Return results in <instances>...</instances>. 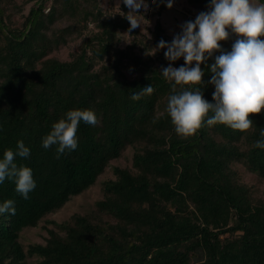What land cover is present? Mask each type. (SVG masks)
<instances>
[{
	"label": "trees",
	"instance_id": "16d2710c",
	"mask_svg": "<svg viewBox=\"0 0 264 264\" xmlns=\"http://www.w3.org/2000/svg\"><path fill=\"white\" fill-rule=\"evenodd\" d=\"M148 1L160 14L168 8V0ZM188 2L194 22L211 0ZM128 12L101 0H0V159L23 141L30 155L15 162L36 182L27 200L14 180L0 183V205L11 199L16 208L0 214V264H264V194L241 171L264 179V149L254 147L264 139V111L244 132L205 120L194 136L177 135L167 112L174 82L162 69L184 59L169 61L167 48H158L174 38L160 19L150 36L139 27L129 33ZM236 38L222 41V50ZM77 40L70 59L53 54ZM220 54L201 65V85L176 92L199 88L214 103L210 68ZM150 85L151 95L131 99ZM74 109L94 111L98 123L81 121L77 148L57 159V146L44 149L42 140ZM128 151L131 163L113 164ZM107 171L91 211L49 218ZM42 221L45 242L25 245L24 230Z\"/></svg>",
	"mask_w": 264,
	"mask_h": 264
},
{
	"label": "clouds",
	"instance_id": "9594fccd",
	"mask_svg": "<svg viewBox=\"0 0 264 264\" xmlns=\"http://www.w3.org/2000/svg\"><path fill=\"white\" fill-rule=\"evenodd\" d=\"M123 3L129 9L125 18L130 23V33L142 24L139 10L147 11L149 6L145 0H123ZM166 6L171 8L172 0H168ZM208 7L209 11L199 13L194 22L182 25V33L170 44L163 40L158 44L159 49L167 48L164 53L167 60L184 59V65L179 68L169 64L162 69L163 77L174 82V94L169 96L167 112L175 132L184 138L194 136L205 120L208 126L224 124L233 130L247 131L253 125L250 117L264 111V4L256 0H211ZM232 34L237 38L231 51H223L221 42L227 41ZM216 52L221 54L215 57L210 68L213 73L210 83L215 86L214 103L204 99L199 88L176 92L177 85H201L204 76L201 65ZM153 92L150 85L132 92L131 99L137 101ZM81 121L93 126L98 123L92 110H69L52 125L42 140V147L49 149L56 145L57 159L66 150L74 151L78 146L77 129ZM261 136L264 137V130ZM254 147L264 149V139L256 141ZM29 155L30 149L23 141H18L16 151L5 150L0 159V183L6 178L14 180L15 191L25 200L29 199L36 182L32 169L18 166L15 160ZM15 213L14 200L8 199L0 205V214Z\"/></svg>",
	"mask_w": 264,
	"mask_h": 264
},
{
	"label": "rangeland",
	"instance_id": "374dc122",
	"mask_svg": "<svg viewBox=\"0 0 264 264\" xmlns=\"http://www.w3.org/2000/svg\"><path fill=\"white\" fill-rule=\"evenodd\" d=\"M18 1L21 2V0ZM101 2L105 6L121 9L123 0H101ZM145 2L149 7L147 11H145L143 8L139 10V14L143 16V18H139L142 23L139 28L148 36L151 35L157 19H160L163 22L168 34L173 37L177 35L179 29H181V26L184 25L188 20L187 17L190 11L188 0H172V7L162 10L161 14L158 9L159 5L154 7L148 0H145ZM33 4L34 1L26 3L24 8L25 14L28 13L30 7ZM14 19L16 20V23L19 24L23 20V17L21 13H17L14 16ZM121 35L124 41L123 44L128 43L130 40V35L127 32H121ZM79 42L80 40H77L68 46H62L53 54L62 60H68L70 59V52L78 47ZM128 163H131V151L127 152V157H123L120 160L113 162V164L122 165H126ZM241 171L244 180L248 183L256 184L260 190V193L264 194V179L259 178V176H257L255 173L245 170L243 166H241ZM109 176H111L110 171L102 174L96 184L92 185L81 194L73 197L59 211L49 215V218L61 222L63 220L69 219L74 213H86L91 211L95 207V202L102 197V181ZM46 224V221H42L39 226L24 230L21 237L23 243L28 245L32 242H45V237L47 236V230L45 229ZM29 260H34V258L30 257Z\"/></svg>",
	"mask_w": 264,
	"mask_h": 264
},
{
	"label": "built area",
	"instance_id": "2783aa9c",
	"mask_svg": "<svg viewBox=\"0 0 264 264\" xmlns=\"http://www.w3.org/2000/svg\"><path fill=\"white\" fill-rule=\"evenodd\" d=\"M196 18V17H195ZM90 26H92L91 24H90Z\"/></svg>",
	"mask_w": 264,
	"mask_h": 264
}]
</instances>
